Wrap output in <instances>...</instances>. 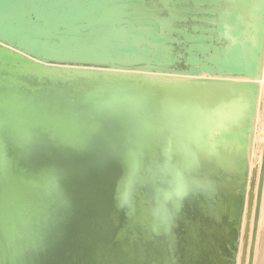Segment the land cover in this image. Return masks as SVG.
Returning a JSON list of instances; mask_svg holds the SVG:
<instances>
[{
	"label": "water",
	"instance_id": "1",
	"mask_svg": "<svg viewBox=\"0 0 264 264\" xmlns=\"http://www.w3.org/2000/svg\"><path fill=\"white\" fill-rule=\"evenodd\" d=\"M254 1L257 4L253 6ZM0 42L17 49L9 51L0 45V102L16 98L40 103L54 114L52 120L62 117L72 131H78L74 116L78 105L72 87L67 86L70 82L48 83L26 92L16 88L19 73L15 67L32 64L28 56L47 63L259 78L264 54V0H0ZM133 81L112 82L107 91L98 93L103 99L132 101L127 102L126 119L120 121L124 131L135 132L130 146L131 151L135 149L131 155L134 163L130 164L124 154L112 160L115 173L111 182H128L113 184L98 201L110 218L116 217L124 207L122 194L135 188L122 228L127 239L120 249L105 255L116 256L121 264H174L176 243L180 245L185 234L196 240L198 225L179 217L172 228L174 239H170L165 221L169 206L175 202L182 213H194L197 218L204 212L208 235L219 216L218 204L215 200L211 203L219 189L209 177H218L223 163L196 140L181 137L170 121L163 119L160 96L152 93L150 85L137 81L135 87ZM0 107L1 111L7 109ZM135 121L145 124V133L156 136L152 161L147 156L148 147L139 148L145 133L137 130ZM140 151L142 158H136ZM75 164L58 158L51 167L22 170L17 182L0 186V264H11L18 255L11 246L15 233L28 222L29 215L39 212H32L37 204L51 200L52 180L60 176L68 194L70 187L65 190L77 172ZM198 169L212 172L199 174ZM31 177H37L45 190L37 189L25 204L27 218L6 227L20 207L9 203L5 190H15ZM22 198L27 199L25 195Z\"/></svg>",
	"mask_w": 264,
	"mask_h": 264
},
{
	"label": "bare ground",
	"instance_id": "2",
	"mask_svg": "<svg viewBox=\"0 0 264 264\" xmlns=\"http://www.w3.org/2000/svg\"><path fill=\"white\" fill-rule=\"evenodd\" d=\"M0 45L9 51H17L16 48L5 43L0 42ZM28 58L33 61L32 64L17 65L16 69L6 66L19 73V76L15 78L17 80L16 88L21 92H26L48 83L62 85L64 81L70 82L67 86L74 88L70 89L78 105L75 108L74 116L79 128L78 131H72L68 122L63 121L62 117L52 120L54 114L40 103L32 104L29 100L4 98L0 105L7 109L1 111L0 107V128H2L0 129V150L9 154L2 155L5 158L3 162H6L12 155L29 154L33 147L43 145L44 141L49 138L57 140V143L51 148L47 166L44 169L53 166L54 160L59 158L69 164L76 163L77 172L67 195L63 191L64 186L60 184L62 178L58 176L52 180L50 183L51 200L46 201L43 205L37 204L32 212L40 209L39 212L33 215V218L29 217L26 224L20 225V230L27 232L28 226L31 225V230L37 236L31 235L23 239L25 243L21 244L26 247L21 248L20 252L18 251L19 254L17 253L18 255L15 256L13 264H18L20 255L25 256L26 254H30L32 260L39 261L40 264H121L116 256H107L105 253L111 249H120L127 239L122 228L127 220L130 200L135 188H128L122 194L125 200L124 207L116 217L110 218V215L106 213L105 205L99 207L98 201L106 190L112 188L113 184L128 182L127 180L118 183L111 182V177L115 173L112 160H115L117 155L123 154L132 159L131 155L133 156L135 149L133 148L131 151L130 146L134 142L135 132L127 133L121 124V121L127 117L126 113L129 112L128 103L132 101L121 99L116 102L109 98L99 97L98 93L107 91L110 83L123 82L127 79L134 80L135 77H132L131 73L145 71L144 80H134L131 84L137 87L135 82L138 81L150 85L152 93L158 94L162 100L160 109L163 119L170 121L171 126L177 130L181 137L196 140L197 143L205 146V149L221 157L223 169L230 166V163H233L236 158L237 138L241 141L242 146L248 142L244 133L248 131L249 124L244 123L238 129L239 119L237 116L253 114L255 110L257 90L255 78L245 76L250 80L232 82L226 78L243 75L208 74L211 77L204 78L201 77L202 73L190 75L92 64L47 63L35 57L28 56ZM185 76L190 77L189 80L181 78ZM213 76L217 78H212ZM82 79L87 81H82ZM211 83L220 84L219 88L224 92H229L228 88H237L239 91H243L241 93L248 101L247 108L244 109L245 103H241L238 97L232 99L229 95L221 94L218 87V89L215 88L216 86L215 89L210 88L213 87ZM29 103L32 107L28 106ZM239 108L241 109L239 110ZM9 115L11 119L8 120ZM237 134L240 135L236 136ZM31 137L35 144L27 152L20 151L19 148L22 145L30 144L28 141ZM23 146L22 148H26ZM12 149L16 151H12ZM262 156L259 166L260 178L254 209L255 222L252 226V240H254L256 229L257 235L254 247H251L250 253L248 252V264H251L252 254L255 257L256 242H258V224L261 218V210L258 218V208L260 190L264 188L262 185L264 168L261 170V165L264 164V154ZM242 164L243 161L239 166ZM22 170L34 171V167L17 165L10 169L7 168L5 176L13 180V175L19 177ZM237 198L238 194L233 198L235 213L238 212L239 207ZM223 210L220 221L217 219L219 224L215 225L218 235L212 244L219 264H227L228 258L223 256L227 252L221 248L227 246L230 251L229 239L225 238L226 234L229 233V237L232 239L235 237V228L234 230L230 229L229 232L231 225L226 216V205ZM15 242L12 241L11 244ZM254 257L252 261H254Z\"/></svg>",
	"mask_w": 264,
	"mask_h": 264
},
{
	"label": "rangeland",
	"instance_id": "3",
	"mask_svg": "<svg viewBox=\"0 0 264 264\" xmlns=\"http://www.w3.org/2000/svg\"><path fill=\"white\" fill-rule=\"evenodd\" d=\"M262 63L263 64H262L260 77L254 79V81L257 83L255 110L253 114H241L237 116V118L239 119L237 123L238 129L244 123L249 124L248 131L244 133L245 138L248 139L247 144L242 146L241 141L237 138L238 143H237V151L235 155L236 158L233 163H230L231 165L229 164L230 166H226L225 169L222 168L219 171L218 177L213 178V176L210 175L212 171H210L209 169L207 170L205 169L202 171L200 169L196 170V172H198L199 174L201 172L206 175L209 174L210 183L219 189V192L214 193L215 196L212 193L214 198L213 196L211 197V199L213 198V200H211V203L214 204V202L216 201V204H218L219 206L218 220L220 221L223 213L222 211H224L223 209L225 208L226 205V210H227L226 216L229 218L228 220H230V225H231L230 226L231 228H229V232L231 231L230 229L234 230L235 228V237L233 239L229 237V233L226 234L225 236L226 240L228 239L230 240V242L228 240V243L231 244V245L228 244V246L230 247V251L228 250L227 246L221 247L227 252L226 255H223L226 259L228 258L226 260L227 264H248L247 260H249V253H250L249 250L251 249V247H254V242L257 235V229H256L254 240H252V231H253L252 226L255 222L254 209L257 202V187L260 178L259 166L261 164V160L263 157L262 155L264 154V54H263ZM145 74H146L145 71L144 72L138 71L131 73L132 77H135L134 80H138V79L144 80V78L146 77ZM201 77L207 78L211 76H209L206 73H202ZM181 78L189 80L190 77L185 76ZM212 78H217V77L213 76ZM226 79L232 82L241 81V80L243 81L250 80L245 76H236V77L234 76V77H228ZM204 83H210V82H204ZM211 84L213 85V87L212 86L210 87L212 89L220 87L219 86L220 84H216V83H211ZM221 86L223 87V84ZM228 89L230 93L227 91L224 92L223 89L219 88L220 93L223 95L224 94L229 95L232 97V99L238 97L241 103H245L244 109H246L248 106V101H246L245 97L243 96L242 94L243 91H239L237 88L236 89L228 88ZM28 106L32 107L30 103ZM240 109L241 108H239V110ZM134 125H137V130H140L144 133L147 132V127H145V124H143V122L135 121ZM32 138L33 137L29 138L28 142L30 144L24 146L22 145L23 147L26 148H22L21 146L19 150L23 152H27V150L32 145L35 144L34 143L35 141L32 142ZM142 138H143L142 144H140L139 148L142 149L143 147L147 146L148 147L147 156L151 158L153 152L155 151V149H153V146H155V143L157 145L156 136L154 134L151 135L145 133V136ZM56 143L57 140H51L47 138L44 141L43 145L33 147V150L29 154L27 155L17 154L14 156L12 155L10 158L6 160V162H3L5 158L2 155H7L9 153L0 150V181L2 182V184L3 182L6 181H12V182H14L13 180L17 181L18 178V175L17 176L13 175L12 177L13 180H11L7 176H5V174L7 173L6 171L7 168L10 169L12 167H16L17 165L18 166L28 165L32 168L34 167V171H36L38 169H43L45 166H47V160L49 159L50 156L49 154L50 150L53 147V145H55ZM12 151H16V150L12 149ZM136 158H142V152L136 155ZM128 159H129L128 160L129 163L132 164L133 162L132 159L130 158ZM241 161H243V164L242 166H239V164H241ZM198 166L200 168L201 165ZM263 177H264V170H263ZM263 181L264 178L262 180V185L264 186ZM39 184L37 177L36 178L31 177V180L27 178L26 181H23L22 185L18 186V188H15V190L10 188L5 190V193L8 196L9 203L14 204L16 207H20L16 217H12L11 220L6 223L5 225L6 227L12 226V223L14 222L15 223L17 222L16 224L18 225L25 218H27L26 216L28 212L24 211V209H26L25 204L28 203L31 199H33L32 196L34 197L36 195L37 189L45 190L44 188H41ZM262 185L261 188L263 187ZM69 187L70 186H67L65 192H67V189ZM260 192H261V196L259 200L258 218H259L260 210H261V216H260L261 218L258 224L259 225L258 238H257L258 242H256L255 257L252 254V258L254 257V261H252L251 258V264H264V188L263 190L261 189ZM237 194H238V198L236 201H239V207L237 210L238 212L235 213L233 209V202H234L233 198L236 197ZM23 195H25L27 199L22 198ZM169 208L171 210L169 209V212L166 214L167 219H165V221H167V224L169 226L168 236H170V239H174V231L172 228H175V222H177L176 220L179 217H181L182 220L184 219V217L188 221L193 220L194 223L198 225L197 227L198 234L196 240L191 238L189 234H185L186 236L182 238V243L180 245H177L176 243L175 250L178 252L179 256L175 258L177 262L175 261L174 264H219L218 258L215 255V249H213V245H212L213 241L218 235L217 233L218 230L215 227V225H218L219 221L217 220L218 222H215V224H213V227L209 229V231L211 232L207 235L205 230L206 228H208L207 225L208 220L207 217L204 215L203 207H202L203 214L200 215L199 218H197V216L194 213L193 214L192 213L190 214V212L182 213L180 211V207L178 208V206L175 205V202H172ZM198 212L200 213V209H198ZM28 217L33 218L34 216L29 215ZM31 222H33L32 219ZM184 225L186 229L190 230V228L186 226V224ZM30 227L32 226L31 225L28 226V232L19 229V231L15 233L14 241L16 242L11 244V246L15 249V251L18 254L21 248L26 247V245H22L25 243L23 240L24 238H26L27 236L29 237L31 235L37 236L36 233H33ZM8 260L9 259L7 256L6 258L7 263L10 262ZM11 264L13 263L11 262ZM18 264H40V262L32 260L31 255L26 254L25 256L20 255ZM124 264H128V263L124 262ZM142 264H147V263H142Z\"/></svg>",
	"mask_w": 264,
	"mask_h": 264
},
{
	"label": "crops",
	"instance_id": "4",
	"mask_svg": "<svg viewBox=\"0 0 264 264\" xmlns=\"http://www.w3.org/2000/svg\"><path fill=\"white\" fill-rule=\"evenodd\" d=\"M254 4L256 5V4H257V2H256V1H254V2H253V6H254Z\"/></svg>",
	"mask_w": 264,
	"mask_h": 264
}]
</instances>
